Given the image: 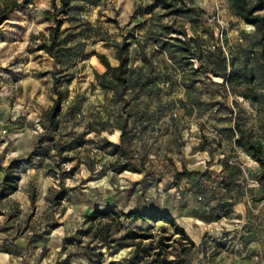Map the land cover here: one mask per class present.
Listing matches in <instances>:
<instances>
[{
    "label": "rangeland",
    "instance_id": "rangeland-1",
    "mask_svg": "<svg viewBox=\"0 0 264 264\" xmlns=\"http://www.w3.org/2000/svg\"><path fill=\"white\" fill-rule=\"evenodd\" d=\"M15 3L0 0V18ZM60 7L19 5L0 26V191L12 165L20 186L0 200V264H264V175L249 147L264 158L258 30L232 0ZM55 17L64 20L60 60L43 50ZM124 43L129 85L109 79L104 88L93 53L115 64ZM130 161L137 170L113 171ZM106 210L115 215L88 221ZM131 212L177 226L123 217ZM162 239L172 248L159 258Z\"/></svg>",
    "mask_w": 264,
    "mask_h": 264
},
{
    "label": "trees",
    "instance_id": "trees-1",
    "mask_svg": "<svg viewBox=\"0 0 264 264\" xmlns=\"http://www.w3.org/2000/svg\"><path fill=\"white\" fill-rule=\"evenodd\" d=\"M35 0H22L21 4L15 3L13 7H11L8 11H6L0 18V26L4 23V15L9 14L15 7L19 5H24V6H30L33 4ZM71 5V0H61V7L58 9V13H62L63 11L67 10ZM232 9L234 12V15L238 18L243 20L247 25L253 26L255 29L258 30V32L261 34V39H260V45H261V52L260 56L261 59L264 63V16L260 15L259 13L264 11V0H255L253 4H250L249 0H232ZM55 25L52 27L49 35V40L50 44L44 45L43 50L52 56L55 60H60V47H59V40L58 37L61 33V28L64 25V20H59L57 17L54 18ZM126 46L127 44H123L117 49V54H116V60L118 61L117 66H113L107 57V55L99 53V52H94L93 53V61L91 63V69L93 71V74L99 82L102 87L107 88V81L109 79L114 80L117 85L121 88H127L129 85V76L132 73V68L129 65V56L127 55L126 51ZM57 49L56 52H54V49ZM204 66H202V69ZM224 82L229 81V79H226V77H223ZM223 82V83H224ZM56 95L57 98L54 101V105L50 109V111L47 113V119L51 125H57L58 123V116L60 115L62 111V103H63V93L61 90L58 89L56 86ZM123 134L121 136V140H125V133L126 129H122ZM249 147L251 150H254L257 152V160L258 162L261 163L262 168H263V175H264V158L261 154V151L258 148V144L256 142H250ZM118 152H121L123 155H127L126 151L122 149V145L117 146ZM128 169H133L137 170L136 164L133 163L132 161L128 162L121 170H116L114 169L113 171L118 173V172H123ZM5 169L2 167L0 164V173L4 171ZM14 166H10L7 171L6 175L3 181V185L0 191V200H5L11 195L15 194L18 191V177L13 174ZM181 177L184 174H180ZM264 186V184H263ZM115 215L114 212H111V210H106L102 212H93L88 216V221L89 222H95L98 220L101 216L107 217L110 215ZM123 217L126 219H135V220H141L143 222H152V223H157V222H164L166 224H170L174 227H176V222L168 218L164 215L160 214H146V213H128L125 214ZM102 233L106 235L104 242H106V246L109 248L111 242H107L109 238V233H110V226L105 225L101 229ZM182 235H184V230H181ZM98 237L97 234L93 235V238ZM165 241H169L168 239L166 240H160L157 249L158 252L156 254L157 257H162L163 255L167 254L168 255V250L172 248L169 244H166ZM191 245H193V242H190ZM141 248V244H138L133 251L134 255L139 253V250ZM187 248V247H186ZM185 251H188V248L185 249ZM99 257H103V255H99Z\"/></svg>",
    "mask_w": 264,
    "mask_h": 264
},
{
    "label": "crops",
    "instance_id": "crops-1",
    "mask_svg": "<svg viewBox=\"0 0 264 264\" xmlns=\"http://www.w3.org/2000/svg\"><path fill=\"white\" fill-rule=\"evenodd\" d=\"M113 66H117L118 65V61L116 60L115 61V64H112ZM18 188L20 189V186H18ZM19 189H18V191L15 193V194H13V195H11L10 197H8L7 199H5V200H9L10 198H12L13 196H15L18 192H19Z\"/></svg>",
    "mask_w": 264,
    "mask_h": 264
}]
</instances>
